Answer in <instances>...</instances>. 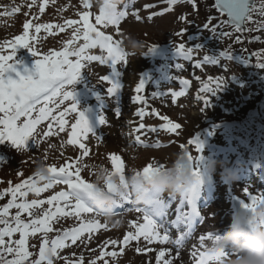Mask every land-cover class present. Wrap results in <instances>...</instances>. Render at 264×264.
Returning a JSON list of instances; mask_svg holds the SVG:
<instances>
[{
	"label": "rangeland",
	"instance_id": "374dc122",
	"mask_svg": "<svg viewBox=\"0 0 264 264\" xmlns=\"http://www.w3.org/2000/svg\"><path fill=\"white\" fill-rule=\"evenodd\" d=\"M203 2L212 4L209 0H176V3L171 6L167 0H119L118 9L128 13L120 20L119 32L116 25L107 27L97 25L114 40L122 39L123 41V37L130 34L143 40L145 46L135 55L125 50L128 53L127 56L116 65L118 75L112 72L108 63L85 62L81 77L75 82L74 93L78 106L84 111L89 126L96 134L89 133L88 139L84 141L89 148V156L83 158V163L106 161L111 167V161L108 158L110 153L122 156L125 161V171L133 164L144 161L167 163L175 152L183 150L180 147L181 144L186 145L194 156L198 155L195 145L188 144L190 139L198 136L203 143L202 161L208 157L217 158L237 173V179L225 180L219 166L214 174L206 172L203 174V181L198 186L192 202L195 204L196 211L200 213L197 215L199 220L204 217L203 225H198L190 234L186 232L182 234L184 222L183 218L179 217L180 215L187 217L193 213L192 203L188 202L185 195H164L156 192L154 198L158 199L159 203L142 208L152 216L161 234L164 231L169 233L172 240L187 237L179 247L168 242L160 243L158 240L149 244L142 237L139 241H130L126 245L118 243L115 246L104 247V241H122L128 231H134L131 221L143 222V214L134 210L128 211L131 204H125L118 206L119 209H125L122 223L108 224L107 228L92 233L91 238L86 233L76 244L69 241L66 248L59 250L60 258L56 259L54 264H66L65 257L70 261L79 262L81 255H83L82 264H89L100 255L101 248L105 253L116 252L117 255L115 257L105 255L98 259L96 264H104L105 260L108 264H157L156 256L161 249H165V256L161 258L160 264H163L165 259L171 260L173 264H194V258L191 255L193 246L196 250H203L200 247L199 237L207 236V233L212 232L215 227L222 233L230 225L234 214L231 204L233 195L246 199L243 189L247 187L253 195L264 196V139L261 144L259 141L252 144V150L257 152L255 154L261 160L253 161L247 153L249 151L247 146L237 139L241 137L244 140L241 130L232 129L230 126L226 128V124L230 121L245 119L249 121L246 123L247 133L251 131L248 129L249 123L258 132L264 133V67L257 65L258 60L260 62L264 60L261 57L248 58L250 53L264 49V29H256L255 32L248 33V38L234 32L232 27L228 30L219 29L217 34H213L203 28L206 24L204 11H201L205 9ZM30 3L32 0H0V43L11 41L15 36L22 35L25 22H30L32 25L36 23L64 25L66 20L80 21V14L87 11L89 22L95 24V16L99 14L92 0H89L91 7L87 9L84 8L83 0H36V3L29 8ZM41 4L44 5L43 12H40ZM146 4L154 7L145 8ZM13 7L19 8V11L13 13ZM166 8L169 10L164 11ZM5 11L11 15H4ZM153 13L156 15H152ZM137 15L139 19L136 18ZM149 16L152 18L149 19ZM214 20L211 25H218V19ZM81 25L82 22L73 27ZM73 27L65 26L63 32L55 27L49 32L41 29L39 33L31 27L29 42L42 53L59 50L64 41L71 38ZM181 31L183 34L177 35ZM220 31L231 32L232 35L222 37L219 35ZM237 36H240L241 42L236 41ZM32 37H35V40ZM82 42L81 40L78 43ZM162 42H171L175 46L167 47V50L149 51L147 49L150 45ZM180 43L193 49L191 60L177 50L176 46ZM198 45L200 48H197ZM229 48L232 51L230 59L220 55ZM243 49L248 51H242ZM10 50V46L5 48L4 54H8ZM89 54L107 55L106 50L102 51L98 47L90 49ZM206 55L217 57L219 63H201L199 67H195L196 62L203 61ZM242 55L248 60H245ZM14 59L17 61L16 69L21 74H25L26 69L34 68L38 57L33 56L28 48L19 47ZM178 65H181L182 69L178 68ZM10 74L16 78V73ZM105 75L110 78L115 76L119 81L121 87L116 92H108L111 82L101 79ZM210 77H222L225 83L214 93L202 92L204 83H207ZM141 79L145 81V88L137 93L135 89ZM180 79H187L190 84L185 88L180 83ZM211 87H215V83ZM169 89L184 91V94L177 97L173 103ZM153 92L168 94L153 96ZM137 95L143 96L144 101H135L134 97ZM202 96H208L207 102L200 99ZM68 104L69 101H65L60 110L62 111ZM140 108H143L146 113L143 120L137 114V109ZM196 113L201 115L197 116ZM165 115L173 123L181 125L177 133L159 128L161 123H166L160 119ZM74 117V113L66 117L69 123L64 133L50 137L43 136L47 130L48 121L42 122L37 127L36 139L39 143L34 144L29 140L26 142L27 149H18L8 140L0 142V157H3L0 161V191L9 187V182L14 185L33 175L37 159H44L49 165L59 166L66 161L71 163L80 156L82 150L78 145L66 143ZM101 118L105 123L101 124ZM140 123H144L146 128L149 126L157 128L156 133L147 132L146 136L142 137L148 146L137 145L134 142V136L137 133H134L133 129ZM157 140L159 146H155ZM243 143L246 142L243 141ZM131 146L138 150L140 161L136 160V153L128 151ZM81 175L89 180L87 168L82 169ZM65 187L63 184L56 185L53 189L44 192L42 197L53 195ZM158 207L159 212L156 215L155 211ZM175 210L179 213L176 219L173 218ZM165 216H171V218L167 219L168 217ZM100 221L103 223L102 220ZM170 222H175L174 226L177 230L175 227L169 228ZM77 223L74 217H69L54 224L53 227L63 230L74 227ZM55 235V232L49 233V238ZM41 240V234L30 237L29 250L37 253ZM205 244H208V240ZM33 245L35 247H32ZM121 248H123L122 252Z\"/></svg>",
	"mask_w": 264,
	"mask_h": 264
},
{
	"label": "snow or ice",
	"instance_id": "6c2138e0",
	"mask_svg": "<svg viewBox=\"0 0 264 264\" xmlns=\"http://www.w3.org/2000/svg\"><path fill=\"white\" fill-rule=\"evenodd\" d=\"M36 0L28 4L31 8ZM169 6L176 3V0H167ZM257 3L259 7H257ZM84 8H90L89 0H83ZM145 8L154 7L153 5H145ZM216 7L220 13L226 14L227 19L222 20L219 25H211V17L209 23H206L203 28L213 34H217V29H223L224 26H231L234 32L237 33H251L256 29H264V19L254 20L253 13H257L264 18V0H216ZM169 9H164L168 11ZM19 11V8L13 7L12 12ZM44 11V5H40V12ZM127 11H121L115 8L111 12H106L104 9L99 11L95 16V24L89 22V13L87 11L80 14V21L66 20L64 25L42 24L36 23L32 25L30 22H25L23 25V34L17 35L11 41H4L0 43V142L3 140L11 141L18 149H27V143L31 140L34 144H38L36 139L37 127L42 122L48 121L47 130L43 133L44 137H50L65 132V127L69 121L66 117L70 113H74V122L71 123L70 132L66 143L69 145H78L82 150L81 155L72 160L71 163L65 162L59 166L56 164L48 165L49 171L53 179L45 181L38 174L34 173L26 179H22L19 183L14 185L9 182V187L0 191V198L10 195L7 203L0 206V264H54L56 259L60 258L59 250L68 246V242L76 244L77 241L82 240L84 234H91L100 229L108 227L107 222H101L97 217L95 209L90 203V190L92 184L82 175V169L88 167V164L83 163V158L89 156V148L84 142L88 139L89 133L95 135L96 132L89 126V121L85 116L84 111L78 106L75 99L74 85L81 77L82 69L86 61H99L101 64L108 63L112 72L117 73V62L124 60L127 52L122 48V39L114 40L111 35L105 34L97 25L107 27L108 25H116L119 32L120 20L126 16ZM4 15H11L5 11ZM152 15H156L153 13ZM137 19L140 17L137 15ZM152 17L149 16V19ZM183 19V17H181ZM79 27H73L81 24ZM256 25V29L249 28L248 24ZM65 26L73 27L71 38L64 41L63 46L59 50H49L47 52H40L32 43L29 42V28L34 27L35 31L39 33L41 29L49 32L54 27L60 32L65 30ZM183 32H178L177 35H182ZM219 35L222 37L231 36V32L220 31ZM259 39V37H255ZM35 40V37H32ZM82 43H78L79 41ZM237 42H241L240 36L236 37ZM10 46L8 54H4L5 48ZM19 47L28 48L33 56L38 57L35 60L34 68L26 69L25 74H21L15 67L16 50ZM100 48L102 51L106 50L107 55H91L90 49ZM156 45H152L149 51H155ZM177 50L182 52L185 58L192 59V48H187L184 43L176 46ZM197 48H200L198 45ZM242 51H248L243 49ZM231 48L224 50L220 55L226 58H231ZM243 56V55H242ZM244 57V56H243ZM264 57V49L260 52L250 53L248 58ZM74 58V59H73ZM245 58V60H248ZM201 63L218 64L217 57H210L206 55L203 61H197L195 67H199ZM257 65L264 67V62L258 60ZM182 69L181 65L177 66ZM16 73V78L10 73ZM104 81H110L111 87L108 88L109 93L116 92L120 87L119 81L113 77L105 75L101 78ZM199 79V77H197ZM180 83L185 88L190 84L187 79H180ZM215 83V87L211 85ZM225 80L222 77L209 78L207 83H204L202 92L214 93L219 89ZM145 88V81L140 80L136 86L135 91L140 93ZM71 89V90H69ZM168 92L172 96L173 103L177 97L182 96L184 91H173L169 89ZM168 93L153 92V96H164ZM200 99L207 102L208 96H202ZM135 101H144V97L137 95L134 97ZM69 101L67 107L61 111V105ZM155 112V110H153ZM119 114V113H118ZM137 114L141 120L146 115L143 108L137 109ZM159 115V113H156ZM162 121L159 125L160 129L167 130L171 133H177L181 127L178 123H173L168 116H161ZM101 124L105 123L101 118ZM134 142L137 145H144L145 140L142 137L146 136L147 132L156 133V127H147L144 123H140L138 127L133 129ZM188 144H194L198 155H193L190 151L187 152L190 161H193L195 167L193 172L200 175V162L203 160L201 154L203 143L198 136L188 141ZM159 146V141L156 145ZM182 149L187 148L186 145L181 144ZM188 149V148H187ZM111 161V169L115 174H119L121 180L124 178L125 161L121 155L110 153L108 157ZM3 157H0V161ZM155 165V167H154ZM163 167L155 161L147 163L143 172L145 174L151 173ZM22 175V174H21ZM203 178L199 179L197 183L193 184L183 195L189 203L193 202L194 195L198 186L202 183ZM65 185L53 195H49L46 199H40L41 193L49 189H53L56 185ZM111 190L112 185H108ZM246 194V199L240 198L242 207H250L258 200H264V196L253 195L247 187L243 189ZM29 193L34 194V197L29 199ZM159 200L153 198L149 205H157ZM131 204L130 198H124L121 205ZM47 205V207H45ZM15 209L14 214L11 212ZM129 211L134 210L137 213H142L143 222L137 220L131 221L134 231H128L122 241L106 240L104 247L108 245H117L118 243L128 244L130 241H139L142 237L144 241L151 244L154 240L160 243H172L177 247L181 246L187 237L172 240L169 233L163 232L161 234L160 228L152 218V216L140 207L129 208ZM192 212L200 215L196 211L195 204L192 203ZM69 217H74L78 222L76 226L71 228H64L63 230L54 228L53 225L66 220ZM202 217L201 222H203ZM55 232L53 238H49V233ZM18 234V238L16 237ZM41 234L42 240L39 245L38 253L29 250V238ZM213 235L212 232L207 233V236L201 235L199 237L200 247L202 251L194 250L191 252L194 258V264H214L220 255L228 256L229 253H211L207 251L205 241ZM32 247H35L34 245ZM123 248H121V252ZM142 251V249H137ZM105 255L115 257L116 252L105 253L101 248L100 255L89 262V264H96L98 259ZM179 255V252H177ZM35 256V258H33ZM165 256V249H161L156 256L157 264H160L161 258ZM11 257V258H9ZM66 264H82L83 255L80 256L79 262H74L64 258ZM104 264H108L105 260ZM163 264H173L171 260L165 259Z\"/></svg>",
	"mask_w": 264,
	"mask_h": 264
},
{
	"label": "clouds",
	"instance_id": "9594fccd",
	"mask_svg": "<svg viewBox=\"0 0 264 264\" xmlns=\"http://www.w3.org/2000/svg\"><path fill=\"white\" fill-rule=\"evenodd\" d=\"M100 11L111 12L118 8L119 0H92ZM145 46L141 39L126 34L123 37L122 48L135 55ZM129 152L136 153V160L141 157L138 150L131 146ZM187 148L175 152L167 163L161 162L157 170L145 174L143 168L147 161L133 164L124 173L121 180L119 174L112 172L106 161L89 163L87 167L90 190V203L97 217L108 224H119L125 213L118 208L124 198L131 200V207L143 208L149 205L154 193L164 195H180L185 193L193 184L203 178V174H214L219 166L225 180L235 181L237 173L225 166L215 157H208L200 163V175L193 172L195 164L187 155ZM48 163L44 159L35 161L34 173L45 181L53 179ZM155 167V165H154ZM112 188L109 189L108 185ZM129 209V208H128ZM129 211V210H128ZM213 235L208 239L207 251L211 253H229L220 255L214 264H264V200L258 199L250 207L237 209L227 230L220 233L215 227Z\"/></svg>",
	"mask_w": 264,
	"mask_h": 264
},
{
	"label": "trees",
	"instance_id": "16d2710c",
	"mask_svg": "<svg viewBox=\"0 0 264 264\" xmlns=\"http://www.w3.org/2000/svg\"><path fill=\"white\" fill-rule=\"evenodd\" d=\"M212 4L210 5L209 3H202V5L205 7V9H201V11L203 10L204 11V21L206 23H209V17H211V21H210V24H213V22L215 21L214 19H218L219 21V24L222 20H225L227 19L224 15H222L215 7L214 3L212 0H209ZM257 7H259V4L257 3ZM253 19L254 20H261V19H264L262 17H260L257 13H253ZM191 24H193L191 22ZM218 24V25H219ZM249 28H253V29H256V25L255 24H252V23H249ZM231 26H224V30H228L230 29ZM223 29H220V30H223ZM219 30V28L217 29ZM255 32V31H253ZM172 43L171 42H167V43H160V44H154L156 45V50H163L167 47H169ZM151 45L148 47V49H150ZM262 60H264V57H261ZM249 121L243 119V120H239V121H231L230 123V128L232 129H239L241 130V133L242 135L244 136V140L239 137L237 138L243 145H246L247 148L249 149V154H250V159L253 160V161H261L259 159L258 156H256L255 153H257L256 151H251L252 149V144H254L255 142L259 141V143L261 144L262 143V139H264V133L262 132H258L257 129H255L252 125L250 126L248 124V129H251V131L249 133L246 132V123H248ZM230 134H232V132H230ZM243 141H245L246 143L244 144ZM44 195V193H41L40 194V199H46L49 195H46L45 197H42ZM32 197H34V194L32 193H29V198L31 199ZM36 198V197H34ZM10 199V195H7V196H4L3 198H0V206H2L4 203H7V200ZM11 212L14 214L15 212V209H12ZM14 238H18V234L16 237ZM38 253V251H37ZM11 258V257H9Z\"/></svg>",
	"mask_w": 264,
	"mask_h": 264
},
{
	"label": "water",
	"instance_id": "95a60500",
	"mask_svg": "<svg viewBox=\"0 0 264 264\" xmlns=\"http://www.w3.org/2000/svg\"><path fill=\"white\" fill-rule=\"evenodd\" d=\"M214 2H215V5H216V0H214ZM224 15L226 16V14H224ZM242 35L246 36L247 33H243ZM232 204H233V207H234L235 211L242 207L241 202H240V200L238 198H234L233 201H232Z\"/></svg>",
	"mask_w": 264,
	"mask_h": 264
},
{
	"label": "bare ground",
	"instance_id": "6f19581e",
	"mask_svg": "<svg viewBox=\"0 0 264 264\" xmlns=\"http://www.w3.org/2000/svg\"><path fill=\"white\" fill-rule=\"evenodd\" d=\"M196 114H197V116L201 115L199 113H196ZM195 117H196V115H195ZM176 217H177V212L175 211V212H173V218L176 219ZM174 225H175V223H174Z\"/></svg>",
	"mask_w": 264,
	"mask_h": 264
}]
</instances>
